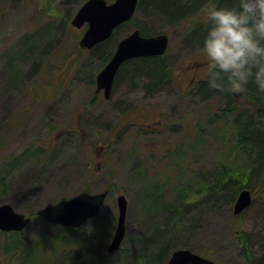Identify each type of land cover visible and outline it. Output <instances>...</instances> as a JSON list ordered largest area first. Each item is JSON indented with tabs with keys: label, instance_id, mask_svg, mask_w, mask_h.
I'll return each mask as SVG.
<instances>
[{
	"label": "rangeland",
	"instance_id": "rangeland-1",
	"mask_svg": "<svg viewBox=\"0 0 264 264\" xmlns=\"http://www.w3.org/2000/svg\"><path fill=\"white\" fill-rule=\"evenodd\" d=\"M82 1L0 0V205L33 215L16 232L20 251L11 247L16 233L0 231V264H153L145 242L155 230L212 264H247L243 237L264 264V188L244 170L234 113L223 112L226 97L205 85L203 31L192 33L208 1L176 21L146 6L119 26L106 40L111 51L136 27L168 36L161 61L169 77L155 82L123 70L109 100L95 93V82L110 58L80 48L84 28L70 24ZM25 40L31 47L24 53ZM230 96L236 113L254 112L247 98ZM221 168L244 171L236 183L252 193L238 216V193L214 200L208 192V171ZM104 190L103 205L80 228L36 215L80 192ZM120 194L127 200L125 234L109 253ZM176 196L182 207L174 219L165 206Z\"/></svg>",
	"mask_w": 264,
	"mask_h": 264
},
{
	"label": "water",
	"instance_id": "water-1",
	"mask_svg": "<svg viewBox=\"0 0 264 264\" xmlns=\"http://www.w3.org/2000/svg\"><path fill=\"white\" fill-rule=\"evenodd\" d=\"M138 0H86L77 10L70 24L80 29L86 24L79 47L92 49L98 43L109 39L113 31L133 17ZM168 37L160 33L152 36H143L139 30H133L122 38L103 69L96 76V92L103 91L105 98H109L114 77L121 65L131 59L156 57L163 55L167 50ZM239 96V93L235 94ZM108 191L99 193L80 192L68 199L37 210V216L46 222L63 227H81L88 219L97 214L103 205ZM118 217L116 229L107 248L109 253L120 247L125 234V217L127 200L124 195L116 198ZM251 204V192L242 189L233 205V214L238 215ZM30 219L13 210L9 204L0 205V231H22L29 224ZM164 264H212L189 249L173 250Z\"/></svg>",
	"mask_w": 264,
	"mask_h": 264
},
{
	"label": "trees",
	"instance_id": "trees-1",
	"mask_svg": "<svg viewBox=\"0 0 264 264\" xmlns=\"http://www.w3.org/2000/svg\"><path fill=\"white\" fill-rule=\"evenodd\" d=\"M83 0L80 5L84 2ZM197 1H201L199 5L196 4ZM208 1L210 5L219 4V6H231L232 0H139L136 12L141 11V9L145 10L146 6H151L153 9L158 10L161 13H164L165 16L171 20L176 21L179 19H183L184 17H192L196 12V10L200 9L203 4ZM79 5V6H80ZM78 6V7H79ZM131 21V20H130ZM129 21V22H130ZM127 22V23H129ZM126 23V24H127ZM124 25V24H123ZM195 29L192 33L203 31L202 22L199 20L194 25ZM142 35L149 36L156 33H149L147 29L144 27H136ZM26 40L23 43L22 52H27L30 50L31 45L27 46ZM106 41L97 44L93 47L91 52L95 56H97L102 61H107L112 55V47H106ZM25 45V46H24ZM106 47V48H105ZM29 48V49H28ZM109 49V50H108ZM114 50V49H113ZM162 56L160 57H143L131 59L120 67L116 74V78L119 74L123 75V70H135L143 76L149 77L151 80L158 82L161 78L167 75L165 74V69H163ZM158 80V81H157ZM202 83V82H200ZM208 86V84H205ZM226 97V108L223 111L226 115L230 113H234L233 125L235 128L236 134V142L239 148L240 153H242L243 163L246 168L245 171L249 168L251 169V173H255L257 178V185L261 190L264 188V96L258 95L255 86L249 85V88L246 92L241 93L244 98H247L254 106V112L248 116V114L244 113H236L237 107L234 105H230L231 96L230 93L220 92ZM208 179L211 177V186L209 187L210 194L212 198L215 200H219L222 197V194H227V197L233 199V197L239 193L242 189H246L248 184H237V179H242L244 176V171H240L238 173L234 172H226V169L221 168L218 172L215 170L208 171L207 173ZM243 181V180H242ZM251 192V191H250ZM229 199V200H230ZM182 204L184 203V198L181 199ZM178 196L175 199L165 206V209L172 213L174 219L178 218V215L181 214V207L178 203ZM30 216V218H32ZM16 236H12L11 247L16 249V251H20V246L17 241V233L14 234ZM158 235V236H157ZM160 233V231L155 230L150 234V237L146 239L145 246L148 249V254L145 256L146 262H150L153 264L159 263L158 261L163 262L165 256L167 254L170 255L171 251L176 248L177 245L174 244L176 241L174 237L166 239V236ZM165 237V238H164ZM241 241L243 244L244 256L247 264H260L259 257L255 256L252 250L249 247L248 241L241 237ZM191 250V249H189ZM192 251V250H191ZM25 252V249H24ZM23 252V253H24ZM144 257V256H142ZM148 260V261H147ZM154 260V262H153ZM261 261V259H260Z\"/></svg>",
	"mask_w": 264,
	"mask_h": 264
},
{
	"label": "clouds",
	"instance_id": "clouds-1",
	"mask_svg": "<svg viewBox=\"0 0 264 264\" xmlns=\"http://www.w3.org/2000/svg\"><path fill=\"white\" fill-rule=\"evenodd\" d=\"M200 51L209 88L230 94L254 85L264 96V0L212 4L202 14Z\"/></svg>",
	"mask_w": 264,
	"mask_h": 264
},
{
	"label": "flooded vegetation",
	"instance_id": "flooded-vegetation-1",
	"mask_svg": "<svg viewBox=\"0 0 264 264\" xmlns=\"http://www.w3.org/2000/svg\"><path fill=\"white\" fill-rule=\"evenodd\" d=\"M116 74H117V73H116ZM115 78H116V76H115ZM113 85H114V82H113V84H112L111 94H112ZM99 92H101V91H99ZM99 92H98V93H99ZM98 93H96V94H98ZM110 97H111V95H110ZM110 97H109V98H110ZM109 98H107V100H109Z\"/></svg>",
	"mask_w": 264,
	"mask_h": 264
}]
</instances>
